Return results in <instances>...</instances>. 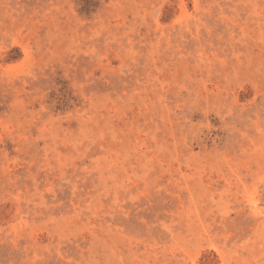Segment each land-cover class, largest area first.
I'll list each match as a JSON object with an SVG mask.
<instances>
[{
    "label": "rangeland",
    "instance_id": "374dc122",
    "mask_svg": "<svg viewBox=\"0 0 264 264\" xmlns=\"http://www.w3.org/2000/svg\"><path fill=\"white\" fill-rule=\"evenodd\" d=\"M0 264H264V0H0Z\"/></svg>",
    "mask_w": 264,
    "mask_h": 264
}]
</instances>
